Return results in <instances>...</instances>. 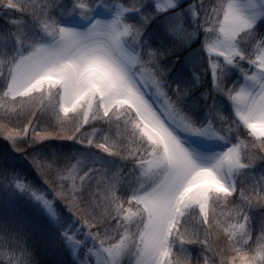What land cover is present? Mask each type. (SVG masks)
Returning <instances> with one entry per match:
<instances>
[{"label":"snow or ice","instance_id":"obj_1","mask_svg":"<svg viewBox=\"0 0 264 264\" xmlns=\"http://www.w3.org/2000/svg\"><path fill=\"white\" fill-rule=\"evenodd\" d=\"M0 142V264H264V0H0Z\"/></svg>","mask_w":264,"mask_h":264},{"label":"trees","instance_id":"obj_2","mask_svg":"<svg viewBox=\"0 0 264 264\" xmlns=\"http://www.w3.org/2000/svg\"><path fill=\"white\" fill-rule=\"evenodd\" d=\"M243 138V137H242ZM0 143H2V142H0ZM41 183H42V181H41ZM258 229V225H256V224H253V230L255 231V230H257Z\"/></svg>","mask_w":264,"mask_h":264}]
</instances>
